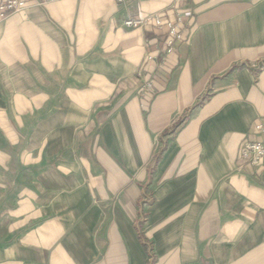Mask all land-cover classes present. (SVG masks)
<instances>
[{"label":"crops","instance_id":"obj_1","mask_svg":"<svg viewBox=\"0 0 264 264\" xmlns=\"http://www.w3.org/2000/svg\"><path fill=\"white\" fill-rule=\"evenodd\" d=\"M187 20L160 65L152 25ZM150 92L140 94L143 80ZM264 0H51L0 17V264H264Z\"/></svg>","mask_w":264,"mask_h":264},{"label":"built area","instance_id":"obj_2","mask_svg":"<svg viewBox=\"0 0 264 264\" xmlns=\"http://www.w3.org/2000/svg\"><path fill=\"white\" fill-rule=\"evenodd\" d=\"M51 0H0V17L4 18L10 13L19 12L31 4L42 5ZM121 4L124 0H115ZM178 5H183L185 0H175ZM152 25L153 37L146 38L145 42L154 47L152 53L148 52L146 58L155 60L158 65L165 61L166 57L173 53L176 44L183 41L186 27L188 25L186 17L181 9H176L174 17L171 19L163 18L159 14H152L141 18H125L123 26L133 29H144ZM152 81L143 80L140 87V94L145 95L150 92ZM254 129L259 133L254 140H244L241 144V157L244 162L260 170L264 166V123L257 122Z\"/></svg>","mask_w":264,"mask_h":264}]
</instances>
